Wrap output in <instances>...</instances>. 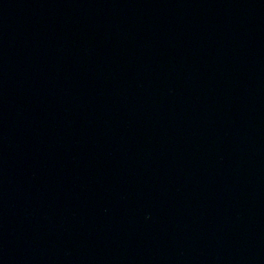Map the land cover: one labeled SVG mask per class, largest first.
Segmentation results:
<instances>
[{"label":"water","instance_id":"1","mask_svg":"<svg viewBox=\"0 0 264 264\" xmlns=\"http://www.w3.org/2000/svg\"><path fill=\"white\" fill-rule=\"evenodd\" d=\"M0 264H264V0H0Z\"/></svg>","mask_w":264,"mask_h":264}]
</instances>
